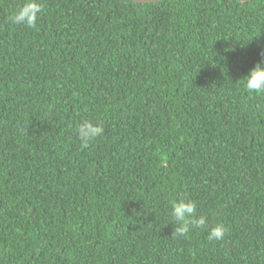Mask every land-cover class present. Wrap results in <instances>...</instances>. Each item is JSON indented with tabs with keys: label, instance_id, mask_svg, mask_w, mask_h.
<instances>
[{
	"label": "trees",
	"instance_id": "16d2710c",
	"mask_svg": "<svg viewBox=\"0 0 264 264\" xmlns=\"http://www.w3.org/2000/svg\"><path fill=\"white\" fill-rule=\"evenodd\" d=\"M25 2L0 0V264H264V0H40L34 28ZM184 197L223 240L173 237Z\"/></svg>",
	"mask_w": 264,
	"mask_h": 264
},
{
	"label": "clouds",
	"instance_id": "9594fccd",
	"mask_svg": "<svg viewBox=\"0 0 264 264\" xmlns=\"http://www.w3.org/2000/svg\"><path fill=\"white\" fill-rule=\"evenodd\" d=\"M44 7L40 0H26L11 15L10 19L14 25H22L34 28ZM262 60L249 70L244 79V87L249 93L264 95V52L261 53ZM82 148H87L91 142L103 134V128L97 123L89 120L82 121L75 129ZM171 217L175 221L174 238H186L189 226L193 229L207 230L209 241L223 240L228 229L224 224L208 227V219L204 215L197 214V203L187 197L172 204Z\"/></svg>",
	"mask_w": 264,
	"mask_h": 264
},
{
	"label": "water",
	"instance_id": "95a60500",
	"mask_svg": "<svg viewBox=\"0 0 264 264\" xmlns=\"http://www.w3.org/2000/svg\"><path fill=\"white\" fill-rule=\"evenodd\" d=\"M132 1L133 3H137V4H153V3H159L163 0H129ZM240 3H247L250 2L252 0H237Z\"/></svg>",
	"mask_w": 264,
	"mask_h": 264
}]
</instances>
